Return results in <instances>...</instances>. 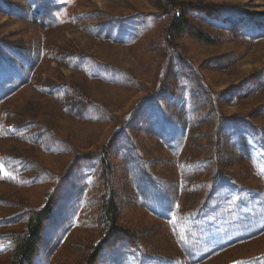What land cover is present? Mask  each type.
Wrapping results in <instances>:
<instances>
[{"label": "rangeland", "instance_id": "obj_1", "mask_svg": "<svg viewBox=\"0 0 264 264\" xmlns=\"http://www.w3.org/2000/svg\"><path fill=\"white\" fill-rule=\"evenodd\" d=\"M178 2L0 0V264H264V0Z\"/></svg>", "mask_w": 264, "mask_h": 264}, {"label": "trees", "instance_id": "obj_2", "mask_svg": "<svg viewBox=\"0 0 264 264\" xmlns=\"http://www.w3.org/2000/svg\"><path fill=\"white\" fill-rule=\"evenodd\" d=\"M169 2L173 8L180 5L178 0H169ZM166 31L175 33L178 36H191L204 43H214V40L206 32L190 24L188 16L181 13L177 18H174ZM101 166L100 179L104 181V189L99 199L101 224L103 225L107 238L117 236L120 233L128 234L129 232L124 230L119 224L120 211L113 184L112 164L107 149L103 150ZM51 211L52 208L48 204L44 208L35 210L29 215L25 231L19 235L12 264H33L44 224L50 217Z\"/></svg>", "mask_w": 264, "mask_h": 264}, {"label": "snow or ice", "instance_id": "obj_3", "mask_svg": "<svg viewBox=\"0 0 264 264\" xmlns=\"http://www.w3.org/2000/svg\"><path fill=\"white\" fill-rule=\"evenodd\" d=\"M183 238V237H182Z\"/></svg>", "mask_w": 264, "mask_h": 264}]
</instances>
